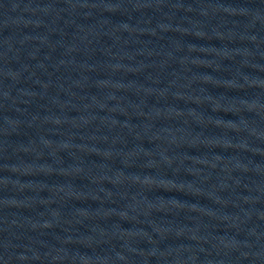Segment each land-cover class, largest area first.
<instances>
[{"label": "water", "instance_id": "obj_1", "mask_svg": "<svg viewBox=\"0 0 264 264\" xmlns=\"http://www.w3.org/2000/svg\"><path fill=\"white\" fill-rule=\"evenodd\" d=\"M262 51L264 0H0V264H78Z\"/></svg>", "mask_w": 264, "mask_h": 264}]
</instances>
